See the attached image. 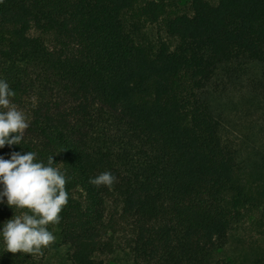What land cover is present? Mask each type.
I'll return each mask as SVG.
<instances>
[{
	"label": "trees",
	"instance_id": "1",
	"mask_svg": "<svg viewBox=\"0 0 264 264\" xmlns=\"http://www.w3.org/2000/svg\"><path fill=\"white\" fill-rule=\"evenodd\" d=\"M181 1L0 2V80L29 123L0 157L53 156L69 194L55 242L0 234V264H213L249 229L264 253V0ZM14 215L5 197L0 229Z\"/></svg>",
	"mask_w": 264,
	"mask_h": 264
},
{
	"label": "clouds",
	"instance_id": "2",
	"mask_svg": "<svg viewBox=\"0 0 264 264\" xmlns=\"http://www.w3.org/2000/svg\"><path fill=\"white\" fill-rule=\"evenodd\" d=\"M14 96L9 84L0 80V148L20 145L29 127L25 114L10 99ZM54 163L53 156L48 157L47 164L37 161V154L31 151L12 152L9 159L0 157V202L6 197L7 205L15 211L0 229L4 251L37 256L55 242L48 226L60 222L69 194L66 176ZM115 180L111 172L105 171L89 183L111 188ZM17 210L21 214L17 215Z\"/></svg>",
	"mask_w": 264,
	"mask_h": 264
},
{
	"label": "rangeland",
	"instance_id": "3",
	"mask_svg": "<svg viewBox=\"0 0 264 264\" xmlns=\"http://www.w3.org/2000/svg\"><path fill=\"white\" fill-rule=\"evenodd\" d=\"M187 0L181 4L187 6ZM255 229L239 231L232 234L226 245L219 249L214 257L213 264H264L263 242ZM103 264H123L113 257H102ZM42 264H69L63 251L51 252Z\"/></svg>",
	"mask_w": 264,
	"mask_h": 264
}]
</instances>
